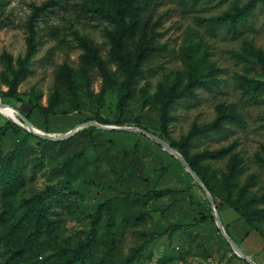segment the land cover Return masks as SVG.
<instances>
[{"label":"rangeland","instance_id":"374dc122","mask_svg":"<svg viewBox=\"0 0 264 264\" xmlns=\"http://www.w3.org/2000/svg\"><path fill=\"white\" fill-rule=\"evenodd\" d=\"M45 1L4 0L6 11L0 12V102L54 136H63L89 121L104 124L102 120H108V125L144 126L170 144L184 140L193 126L212 122L220 107L233 110L239 120L225 122L221 131L193 137L184 152L190 158L231 148L227 155L203 160L200 165H209L215 173L218 193L212 195L226 230L248 256L264 264V217L250 224L225 201L223 186V176L235 158L240 172L231 199H236L252 178L250 193L259 198L257 206L264 209V87L259 85L264 82V2L259 0L232 27L227 22L213 25L209 20L241 9L250 0H141L140 31L130 47L136 50L140 34L147 33L153 37L156 50L128 93L127 74L112 53L109 32L115 31V25L85 10L87 0H65L66 7L55 13L34 16V8ZM30 27L35 29L37 50L18 95L8 98L4 93L11 76L3 54H11L15 61L25 56ZM78 35L94 41L112 73L114 83L105 91L108 84L100 68L85 64L81 58L85 50ZM64 66L75 72L77 101L60 76ZM192 73L203 80L214 78L215 84L211 90L197 88L193 96L172 106L166 134L161 129L160 88L183 89ZM255 86L259 87L255 93L248 91ZM55 92L61 96L59 105L54 113L47 114L39 105L48 106ZM122 98L126 103L123 110L119 106ZM119 119L124 125L115 124ZM8 121L11 125L2 138L0 157L16 149L29 132L0 112V126ZM67 161L75 174L72 186L78 196L50 203L42 233L35 234L24 225L11 237L14 245L26 243L25 257L30 263L62 264L72 257L79 241L87 237L99 205L107 200L129 192L145 194L171 188L187 193L179 196L181 200L169 209L165 219L156 220L149 212L165 210L175 200L174 195L159 200L131 195L115 209L116 251L103 261L106 249L100 242L76 264H123L135 248L141 247L134 264H248L220 233L205 191L179 158L144 134L104 130L91 124L62 141L30 136L26 148L12 161L13 175L6 189L0 173V264L12 255L3 235L14 224L19 225L23 201L60 182ZM15 176H20L18 182ZM130 214L138 221H127ZM106 223L107 216L103 215L98 225L101 241L107 238ZM174 224L186 227L151 239L152 234L163 233Z\"/></svg>","mask_w":264,"mask_h":264},{"label":"trees","instance_id":"16d2710c","mask_svg":"<svg viewBox=\"0 0 264 264\" xmlns=\"http://www.w3.org/2000/svg\"><path fill=\"white\" fill-rule=\"evenodd\" d=\"M65 0H47L42 5L34 8V16H39L41 13H55L57 9L66 7L64 2ZM259 0H250L243 8L236 9L234 11L227 12L221 16L213 17L209 22L213 25L221 23H229L232 27L236 26L238 21L248 15L255 4ZM264 2V0H261ZM83 8L89 12H94L101 19L112 22L115 25V31L111 35L113 48L112 53L120 67L126 72L127 80L126 87L129 93L131 86L134 81L142 74L144 65L153 55L152 53L156 50L154 47V39L151 35L147 33L140 34L139 40L140 43L136 50H132L130 47V42L133 38L139 35L140 24V10H141V0H87L83 3ZM6 11V4L4 0H0V12ZM77 40L80 45L84 48L85 52L82 55V60L87 65H96L102 71L105 82L108 84L104 87L105 91L108 87H111L114 83L112 78V73L106 67L104 60L102 59L97 46L94 41L88 36H77ZM27 52L23 57H19L16 61L13 56L9 53H4L3 58L6 63V69L10 74V78L7 79L8 90L4 93L5 97L14 98L19 93V86L23 80H25L29 74V65L31 59L36 53L37 44L35 42V29L30 27V34L27 38ZM264 68V62L261 63ZM60 76L63 78L67 84L68 90L73 95L77 101V86L75 81V72L70 66H64L60 70ZM215 84V79L211 78L208 80H203L197 77L192 73L189 77L188 83L183 89H177L176 86H173L169 89L164 87L160 88L158 93V100L161 104V129L164 133H168V125L172 120L170 110L172 106L180 99L193 96L197 88H206L211 90ZM264 87V82L259 84ZM258 86L247 88L248 91L255 93L258 89ZM37 97H41L39 94ZM61 96L59 92H55L52 98L49 100L48 106L44 107L39 105L40 109H43L47 114H52L55 112V108L59 105ZM100 103H103L102 99ZM120 109L123 110L126 107L125 99L120 100ZM28 118L29 116L26 115ZM139 119V118H138ZM136 119V121H139ZM239 120L238 115L226 107H220L219 114L212 122L203 124L201 126L195 125L190 130L188 136L181 142H172L171 145L178 149V151L186 157L190 163L193 170H195L198 175L201 177L205 185L215 196L218 193V182L215 180V173L210 169L209 165H200L203 160L206 159H217L223 157L230 153L231 148H221L215 151H205L197 153L192 157H187L185 155V147L191 143L193 137L207 135L211 132L221 131L224 128L225 122L227 121H236ZM104 124H111L108 120H102ZM123 120L119 119L115 124L124 125ZM11 122H7L4 125L0 126V150L2 138L10 129ZM141 128L145 129L144 126ZM30 136H34L32 133L28 132L26 138L21 141L17 148L8 154L0 157V173L5 178L4 189L7 188V184L10 183L13 173L11 172L12 161L18 157L20 152H22L26 146L27 141ZM70 161L66 162V173L64 178L57 184L50 185L43 191L35 194L30 199L23 201L24 212L19 222V225L14 224L10 230H8L3 238L6 239V244L12 249V255L2 264H8L9 261H12L13 264H32L25 257L26 252V243L22 242L21 244H13L11 237L13 233L21 231L24 225H28L32 228L33 233L40 234L43 232L44 217L46 212L49 209L50 203L52 201H59L62 198L70 199L71 197L78 196V192L73 189L72 183L74 179V172L71 170ZM264 164V160H263ZM238 161L233 158L229 165V172L224 174V184L227 191V196L224 198L234 209L241 213V215L252 224L254 221L264 217V209L259 208L257 203L259 198L254 194L250 193V187L253 184V179H249L246 184L242 186L239 190L238 197L234 200L231 199V192L236 186V178L240 172L238 167ZM20 176H15L14 181L18 182ZM187 193L185 189H163V190H149L145 194L137 192H129L125 197H114L103 204L99 205L97 211L94 214L92 227L88 232L86 238L79 241L78 246L74 250L72 257H69L62 264H76V261L83 259L86 253L96 244L102 242L105 246L106 252L103 257V261L107 260L117 249L118 244V230L116 228V206L124 203L129 199L131 195L136 196L137 198H150L162 199L166 195H174L175 200L163 211L152 210L149 212V215L156 219L161 220L165 219L167 212L171 207L177 204L181 198L180 195ZM73 195V196H72ZM104 213V214H103ZM107 216L106 223V240L101 241V238L98 235V225L103 217ZM3 219V216H0V220ZM138 217L134 214L126 216L127 221H138ZM202 221V220H200ZM186 225L174 224L169 227L163 233H154L151 235V239L162 236L168 231L174 232L180 229L185 228ZM20 229V230H19ZM229 233V232H228ZM142 248V247H141ZM141 248H135L134 251L123 260V264H134L136 261V256L138 255Z\"/></svg>","mask_w":264,"mask_h":264},{"label":"water","instance_id":"95a60500","mask_svg":"<svg viewBox=\"0 0 264 264\" xmlns=\"http://www.w3.org/2000/svg\"><path fill=\"white\" fill-rule=\"evenodd\" d=\"M4 103L0 102V107L3 106ZM8 105V104H7ZM14 108V107H13ZM15 109V108H14ZM19 115L21 116L22 120H24L28 125V131L31 132L33 135L43 138L45 140L48 141H62V140H66L68 139L72 134L78 132L79 130H81L83 127L91 124L93 126H96L97 128L100 129H104V130H120V131H126V132H131V133H141L144 134L152 139H154L155 141H157L159 144L162 145V147L164 148V150L168 151L170 154L174 155L175 157L179 158L182 163L186 166V169L188 170L189 173L192 174V176L194 177V179L196 180V182L203 188V190L206 193V196L211 204L212 210H213V214H214V218L216 221V225L220 231V233L222 234V236L225 238V240L231 245L233 251L242 259H244L248 264H258L256 261H254L250 256H248L243 249L239 246V244L234 240V238L228 233V231L226 230L224 224H223V220L220 214V211L217 207V204L214 200V197L211 193V191L208 189V187L205 185V183L203 182V180L201 179V177L198 175V173L193 170V168L191 167L190 163L188 162V160L186 159V157L184 155H182L178 150H176L170 143H168L166 140H164L163 138L158 137L156 134L147 131L145 129H141L139 127H133V126H116V125H108V124H100L96 121H89L87 123L81 124L79 126H77L76 129L72 130L69 133H66L63 136H54L51 134H47L45 132H40V131H36L32 125V123L17 109H15ZM22 126V124H19ZM23 127V126H22Z\"/></svg>","mask_w":264,"mask_h":264},{"label":"bare ground","instance_id":"6f19581e","mask_svg":"<svg viewBox=\"0 0 264 264\" xmlns=\"http://www.w3.org/2000/svg\"><path fill=\"white\" fill-rule=\"evenodd\" d=\"M0 112H1L4 116H6V117L12 119L14 122H16V123H18V124H22V126L28 130L29 125H28L24 120H22V118H21V116L19 115V113H18V112L12 107V106L7 105V104H4L3 106L0 107ZM32 125H33V124H32ZM33 127H34V129H35L36 131L43 132V131H42L41 129H39L38 127H36V126H34V125H33ZM187 171H188V170H187ZM254 261H255V260H254Z\"/></svg>","mask_w":264,"mask_h":264}]
</instances>
